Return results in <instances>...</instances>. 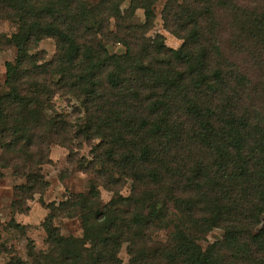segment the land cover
<instances>
[{"label": "trees", "instance_id": "16d2710c", "mask_svg": "<svg viewBox=\"0 0 264 264\" xmlns=\"http://www.w3.org/2000/svg\"><path fill=\"white\" fill-rule=\"evenodd\" d=\"M157 1L0 0V20L18 26L0 35L16 48L0 91V167L24 178V201L48 184L52 143L89 176L87 191L49 206L45 248L29 241V262L10 253L5 264H122L124 245L127 264H264V0H166L177 50L147 34ZM94 140L79 160L74 143ZM60 216L77 217L81 236L62 235ZM214 228L223 238L203 249Z\"/></svg>", "mask_w": 264, "mask_h": 264}, {"label": "rangeland", "instance_id": "374dc122", "mask_svg": "<svg viewBox=\"0 0 264 264\" xmlns=\"http://www.w3.org/2000/svg\"><path fill=\"white\" fill-rule=\"evenodd\" d=\"M165 1L158 0L156 2L154 25L147 34L151 37L156 34L162 35L166 46L177 50L183 41L165 30L162 24L161 10ZM133 19L136 23H143V11L141 9L136 10ZM17 29L18 26L15 23L6 19L0 20V35L9 37ZM107 49L111 53H121L125 50L120 44L110 42H107ZM37 50L43 52L45 60L51 59L55 53L54 39H42L37 45ZM15 56L16 48L14 46L0 45V91L5 88V62L13 61ZM56 102L60 107L65 105L63 99H57ZM95 143V140L86 143L77 141L74 143L72 150L79 160H89L91 159V148ZM68 154L69 150L67 148L56 143L50 145L47 160L40 166V171L48 184L41 194H34L25 201L21 198L18 200L15 194L16 187L25 182L24 178L16 175L11 168L0 167V264L6 263L10 253L29 262L30 258L27 250L29 241L33 242L35 250L44 249L46 246V234L42 224L49 214V206L51 204L58 205L60 201L72 193L85 192L89 189L88 174L79 170L77 165L69 164ZM129 187V184L124 186L120 193L127 195L130 190ZM99 191L104 201H108L113 195L111 191L102 186L99 187ZM20 206L23 207V212L18 211ZM13 224H17V227ZM54 224L64 236H81L82 234L80 220L77 217L60 216L54 219ZM223 234V230L214 228L199 243L205 249L208 244L220 241ZM118 256L122 264H127L128 255L125 245Z\"/></svg>", "mask_w": 264, "mask_h": 264}]
</instances>
